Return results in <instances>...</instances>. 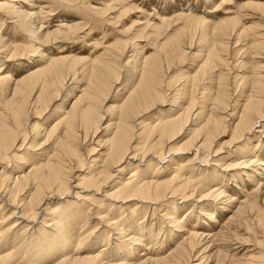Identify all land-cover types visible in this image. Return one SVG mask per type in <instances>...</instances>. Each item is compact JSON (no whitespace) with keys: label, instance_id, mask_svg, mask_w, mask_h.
Masks as SVG:
<instances>
[{"label":"bare ground","instance_id":"6f19581e","mask_svg":"<svg viewBox=\"0 0 264 264\" xmlns=\"http://www.w3.org/2000/svg\"><path fill=\"white\" fill-rule=\"evenodd\" d=\"M0 264H264V0H0Z\"/></svg>","mask_w":264,"mask_h":264},{"label":"rangeland","instance_id":"374dc122","mask_svg":"<svg viewBox=\"0 0 264 264\" xmlns=\"http://www.w3.org/2000/svg\"><path fill=\"white\" fill-rule=\"evenodd\" d=\"M225 151H226V149H225ZM225 151L223 150V152H222V154H220V155H225ZM178 157H179V155H178ZM175 158H177V156H175ZM236 159V157H235V155H230V158L227 160V161H232V160H235ZM166 160H168V159H166ZM165 160V161H166ZM241 160H236V163L237 162H240ZM235 163V162H234ZM141 165V164H140ZM166 165V163L164 164L163 162H161V165H159V166H165Z\"/></svg>","mask_w":264,"mask_h":264}]
</instances>
